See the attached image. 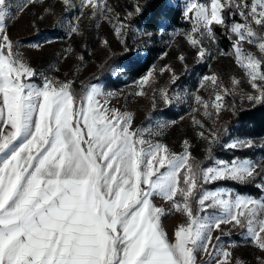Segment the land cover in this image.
I'll use <instances>...</instances> for the list:
<instances>
[{"label": "snow or ice", "instance_id": "snow-or-ice-1", "mask_svg": "<svg viewBox=\"0 0 264 264\" xmlns=\"http://www.w3.org/2000/svg\"><path fill=\"white\" fill-rule=\"evenodd\" d=\"M40 2L0 0V264H197L198 253L207 255L204 264H231L232 253L221 247L220 236L213 237L223 224L239 226L264 252V200L203 188L233 181L264 191L259 162L235 157L202 167L194 162L188 140L182 143L183 151L175 153L145 139L142 129L133 128L131 113L107 107L114 93L104 86L92 83L77 92L74 80L38 73L16 51L8 21ZM61 3L65 11L76 7L74 0ZM145 6L136 0L133 9L112 25L125 47L129 21ZM79 8L80 16L87 9L92 18L112 23L108 0H79ZM183 15L193 22L191 32L183 35L196 50L197 61L212 56L210 46L217 43L219 27L231 43V50L219 55L232 56L244 70L253 90L246 100L264 104V0L193 2ZM80 16L69 21V36L80 34ZM144 34L153 35L147 30ZM244 43L255 45L260 55L247 51ZM178 59L185 61L184 55ZM159 71L170 72L173 85L160 89L159 99L171 106L190 97L196 105L193 111H202L213 125L239 84L233 79L230 92L216 73L203 75L198 89L212 92L205 100L176 91L180 77L170 66ZM154 73L141 78L137 95H145L143 86H151ZM37 75L39 83L33 82ZM231 109L235 114L234 104ZM193 124L200 129L199 137L208 141L211 159L212 145L221 143L227 128L207 129L194 118ZM167 126L158 125L157 134ZM253 146L250 138L224 145L232 150ZM157 196L187 218L175 230L174 242L163 230L165 209L153 202ZM209 209L216 211L202 214Z\"/></svg>", "mask_w": 264, "mask_h": 264}, {"label": "rangeland", "instance_id": "rangeland-1", "mask_svg": "<svg viewBox=\"0 0 264 264\" xmlns=\"http://www.w3.org/2000/svg\"><path fill=\"white\" fill-rule=\"evenodd\" d=\"M74 3L75 8L65 11L61 0H42V2L17 13L8 21V33L12 40L17 42L16 51L24 62L38 73H44L49 77L61 81L74 80V88L77 92L92 83L104 86L106 92L114 93L109 98L107 107L131 113L133 128L142 129L145 139L152 143H163L175 153H181L183 141L188 140L194 162L201 164L202 167H208L216 159L230 161L235 158L234 152L237 151L240 154L248 152L249 157L239 158L252 159L259 162L260 167L264 168V137L250 138L254 146L249 149L232 150L224 147L233 139L246 138L230 134L229 127L234 118L231 106L234 104L236 111H239L257 105L246 100V94L253 90L244 70L237 65L232 56L219 55V51L223 50L216 43L210 46L212 56L203 62H198L196 50L190 46L183 35V33L189 32L176 29L159 30L149 37L144 34L145 31L136 29L129 21L130 27L125 37L127 46L132 44L134 52H141L142 55L145 54L143 50L147 47L156 46L160 50L148 71L139 78L128 81L123 69L116 61L128 50L125 44L116 39L112 25L116 23L117 17H123L133 9L136 0H108V5L113 9L112 23L100 18H92L91 12L87 9L84 10L83 16H80L79 0H74ZM190 3L193 2L183 0V11ZM77 16H80L78 21L80 34L69 36V21L74 20ZM237 18L240 21V17L237 16ZM104 40L108 41L106 46L103 44ZM244 48L257 56L260 55L255 45L244 43ZM180 55H184V62L178 59ZM81 56L84 58L83 61L80 60ZM165 66H170L180 77L175 86L176 91L183 89L192 95L199 94L205 100L211 98L212 92L210 88L198 89L201 76L216 73L223 87L229 89L230 92L233 90L232 80L239 81V84L235 86L234 94L226 97V104L229 107L221 113L215 125L203 116L202 111H193L196 105L193 104L190 97L186 96L182 103H174L171 106L159 99L160 89L173 88L170 82L171 73L159 71ZM185 66H187V70ZM113 70H116L115 74ZM152 70H155L154 82L151 83V86H143L145 95H137L136 93L141 90L138 87L139 81ZM39 81V75L33 78V82L39 83ZM193 118L203 121L207 129L223 126L228 130L227 133H222L220 144L212 145L211 159H209L208 141L199 137L200 129L193 124ZM173 121L175 123H172ZM162 123H167L168 126L157 134L158 125ZM205 134L207 135V132ZM228 183L236 182L216 181L204 184L203 188L207 191L227 190L238 193L231 189L227 185ZM246 185L257 188L254 184ZM257 189L260 193L258 197L248 193L239 192V194L264 200V191ZM153 202L156 206L165 209V215L161 218L162 227L170 241L174 242V232L179 225L187 222L186 216L172 209L167 201L158 196L154 197ZM215 211V209H209L202 214L210 215ZM221 229L214 230L213 237L220 236L221 247L232 253L231 264H262L264 252L246 238L243 229L239 226L233 227V224H223ZM207 259L206 254H197V264H204Z\"/></svg>", "mask_w": 264, "mask_h": 264}, {"label": "trees", "instance_id": "trees-1", "mask_svg": "<svg viewBox=\"0 0 264 264\" xmlns=\"http://www.w3.org/2000/svg\"><path fill=\"white\" fill-rule=\"evenodd\" d=\"M203 3L205 0H188ZM145 6L141 15L134 16L130 24L136 29L147 30L156 34L159 30L167 31L176 29L178 31L191 32L193 23L183 15V0H140ZM239 18L235 17L238 21ZM157 25H163L157 28ZM217 44L223 51H229L230 41L223 35L222 29L216 28ZM129 41V39H127ZM128 52L119 56L116 60L123 69L128 81H133L148 71L155 61L160 48L156 46L145 48V54L134 52V46H127ZM230 134L236 137L262 138L264 137V104H257L252 108L236 111L230 123ZM234 157H249L248 152H234ZM231 189L240 193H248L254 197L260 195L257 188L238 183H228Z\"/></svg>", "mask_w": 264, "mask_h": 264}]
</instances>
